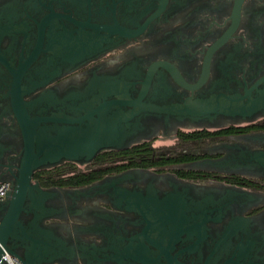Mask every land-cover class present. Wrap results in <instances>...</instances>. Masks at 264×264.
Returning a JSON list of instances; mask_svg holds the SVG:
<instances>
[{
    "label": "flooded vegetation",
    "instance_id": "flooded-vegetation-1",
    "mask_svg": "<svg viewBox=\"0 0 264 264\" xmlns=\"http://www.w3.org/2000/svg\"><path fill=\"white\" fill-rule=\"evenodd\" d=\"M27 150L60 156L30 185L56 188L51 228L74 243L264 264V0H0V199Z\"/></svg>",
    "mask_w": 264,
    "mask_h": 264
},
{
    "label": "water",
    "instance_id": "water-1",
    "mask_svg": "<svg viewBox=\"0 0 264 264\" xmlns=\"http://www.w3.org/2000/svg\"><path fill=\"white\" fill-rule=\"evenodd\" d=\"M48 21L49 17L44 20L45 24ZM20 94L19 91L18 97L14 99V108L26 135L28 115ZM34 157L31 150L24 152L19 175L16 176V186L11 189L9 195L0 199V264H8L4 258L6 253L16 257L22 264H124L118 244L120 239L124 240L122 237L99 235L86 239L78 236L80 243H74L51 228L53 225L58 226V216L47 204L50 203L49 199L57 195V190L44 188L39 184L31 186L30 176L35 166L48 161L53 163L60 156L35 159V163ZM8 176V165L0 163V182L8 179ZM114 208L120 211L132 210L119 202ZM138 211L152 222L149 220L150 211L144 207H139ZM157 217L162 220L160 215ZM134 223L137 224L138 220ZM145 239L149 242L146 228L143 229V234L130 237L128 246L147 247L143 242Z\"/></svg>",
    "mask_w": 264,
    "mask_h": 264
},
{
    "label": "built area",
    "instance_id": "built-area-1",
    "mask_svg": "<svg viewBox=\"0 0 264 264\" xmlns=\"http://www.w3.org/2000/svg\"><path fill=\"white\" fill-rule=\"evenodd\" d=\"M8 190V183L2 182L0 183V198L3 197ZM5 260L8 264H22L16 257L9 255L6 253L4 255Z\"/></svg>",
    "mask_w": 264,
    "mask_h": 264
}]
</instances>
